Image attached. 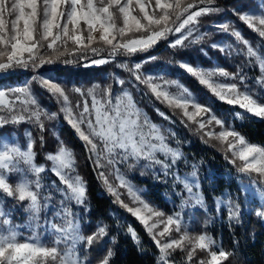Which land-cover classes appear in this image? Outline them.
I'll return each instance as SVG.
<instances>
[{
    "label": "snow or ice",
    "instance_id": "obj_1",
    "mask_svg": "<svg viewBox=\"0 0 264 264\" xmlns=\"http://www.w3.org/2000/svg\"><path fill=\"white\" fill-rule=\"evenodd\" d=\"M214 3L215 0H0V74L29 68L38 72L45 65L61 61L65 56L87 59L91 54L101 57L92 59V64L104 65L117 56L131 57L138 52H147L158 42L168 40L170 35L176 36L169 41L170 47H186V42L194 44L205 38L206 33L198 31L199 19L220 11L218 7H213ZM198 5L203 7L192 10ZM233 13L247 28L264 38V13L245 12L242 8H234ZM218 27L221 32L233 36L236 43L212 46L228 51L230 55L243 56L247 66L255 63L260 72L255 77V85L264 89V55L260 53L259 45L254 47L231 23H222ZM95 33H99L98 38ZM129 33L147 35L126 38ZM94 43L102 46L94 47ZM101 53H107V57H102ZM62 62L73 61L64 59ZM179 66L195 77L217 100L264 118V95L249 85L251 77L243 72L244 64L238 66L236 72H229L223 67L193 66L187 62H180ZM117 67L129 71L135 81L145 85L159 102L181 109L184 117L198 124V130H205L211 125L219 126L221 130L218 133L206 131L204 134L226 142L227 151L234 158L231 162L235 164L236 159L242 162L238 172L249 176L256 173L261 178L260 183L264 184V146L248 142L234 127L218 117L210 105L201 103L178 80L144 75L139 62L131 67L127 62L120 63ZM32 80L61 104L60 111L83 142L90 154L89 159L96 169L107 170V174L99 171V176L108 192L152 236L159 250L157 264H175L171 257L176 249H187L184 264H222L232 255L206 233L191 236L184 225L182 212H174L164 218L165 213L142 200L120 172L119 165H127L129 169L140 166L146 170L159 165L167 174L181 159V152L170 144L175 133L151 121L147 113L137 106L132 92L124 87L125 80L116 77V88L112 83L87 90L76 87L73 91L83 99L75 105L56 78L35 75ZM4 110H7L6 115ZM156 111L168 119L165 113L159 109ZM56 115L40 105L28 84L0 90V128L9 123L27 121L36 124L43 132L42 117L53 119ZM234 115L240 117L241 113ZM197 117L201 119L197 121ZM34 143L30 133L26 146L9 143L6 138L0 137V193L19 203L26 202L25 211L29 214L31 230V235L21 242L19 225L12 224L0 202V264H111L115 253L106 244H115V237L109 236V226L99 222L95 230L86 235L81 227L83 217L72 210L73 205L86 209L87 188L83 177L76 172L72 151L62 142L55 153L46 156L52 162L50 171L60 182L59 185L53 182L50 187L60 195L54 217L61 222L58 224L55 219L47 218L41 222V212L48 209L53 193L42 182L41 174L46 168L35 163ZM12 173H20L21 178L15 183L10 182ZM110 175L119 181L117 185L109 180ZM176 180L183 184L188 194L186 199L182 198L181 208L189 204L203 206V195L193 192V188L198 187L195 171L190 181L178 175ZM252 183L256 185L255 194L264 199V188H260L256 181ZM119 188H126L132 203L140 206L130 207L125 203ZM239 210V204L234 205L229 210V219L238 218ZM256 215L264 218V210H258ZM153 217L164 219L150 223ZM160 224L164 225L163 230L154 232ZM173 231L180 233L179 238L162 240L166 236L171 237ZM129 232L138 242L135 231L129 228ZM45 233L51 239H44ZM97 245L100 247L97 248ZM197 249L206 252V257L194 260ZM93 252L94 256L91 255Z\"/></svg>",
    "mask_w": 264,
    "mask_h": 264
},
{
    "label": "trees",
    "instance_id": "obj_2",
    "mask_svg": "<svg viewBox=\"0 0 264 264\" xmlns=\"http://www.w3.org/2000/svg\"><path fill=\"white\" fill-rule=\"evenodd\" d=\"M249 2L251 0H224L220 2V6L231 12L233 6H236L237 9L241 8V5L246 6ZM230 12L229 14L233 17L234 14ZM240 27L251 44L254 47L259 45V51L264 55V38L259 37L257 33L248 29L245 24H240ZM230 39L232 40L231 42L236 43L233 37ZM200 50V48L193 49L192 51L171 48L164 44L146 55L129 61L128 64L131 67L134 62L154 55L155 59L147 60L143 63L141 71H164L167 76L179 79L191 89L203 104L210 105L217 113V116L226 121L227 125L234 127L250 142L264 146V119L257 118L238 107L230 106L217 100L204 86L199 84L195 77L182 69L179 64L186 60L190 63H199L208 67L212 65L213 60H216L217 63L221 62L220 65L225 67L229 72H236L237 67L244 64L243 72L251 77L248 83L253 85L252 87L255 85V77L259 76L258 66L254 64L247 66L243 56L230 55L228 51L223 57L221 50H210L208 48L209 55H212V58H208L209 56H205ZM121 69L116 64H113L93 68L62 66L52 69L46 68L41 72L44 75L56 78L59 82H63L66 89L72 86L79 88L87 87L91 85L90 83L93 84V82H100L101 84L114 83L116 77L125 79L126 83L124 87H127L132 92L135 102L144 108L155 122L169 124V126L177 128V132L180 134V141L173 145L180 147L184 155L191 162L198 165L202 192L208 206V211H200L198 215L200 219L196 220L194 225L195 227L197 226V230L201 226H204L209 234L213 235L215 240L217 239L221 242L224 250L232 253L222 264H264V218L256 215L258 210H264V200L259 202L255 198L249 197V194H244L241 190V184L252 186L254 185L253 181H256V184L264 186V184L260 183L261 178L254 174L249 176L239 173L237 168L242 165L239 161L235 160V164H233L231 162L233 158L228 152L203 139L190 126L183 124L184 122L181 119L177 120V118H174V120L168 123L160 117L156 109L165 110L168 114L170 113V109L159 102L145 85L136 83L129 71ZM31 75L32 77L34 76L33 71L32 73H17L6 78H0V86L7 85L8 83H22L29 80ZM128 75L129 77L127 78ZM32 87L37 88V97L42 101V104L50 107L54 113H57V121L60 123V125L57 124L58 131L65 138L66 143L81 152L83 169L85 170L84 180L87 188L86 209L83 208L82 210V228L84 234L87 235L94 231L97 223L103 222L109 226V236L115 237V244H106L107 247L113 248L115 253L111 264H157L159 250L143 224L124 207H121L116 201V197L106 190V186L99 176L98 169H96L93 161L89 159L90 154L83 142L72 131L70 126L64 122V116L58 110V105L56 106L50 102L51 95L45 90H39L38 83L35 80L32 81ZM74 95L73 102L78 100V95L76 93ZM237 112L241 113L240 117L234 115ZM48 124L44 123L42 135L44 136L43 139L46 138V140L43 142H41V137L38 134L41 131L32 128L38 163H42L43 150L48 151V149L52 150L55 147V143H48L47 138H51L48 130L50 128L47 127L50 124ZM12 131V128L7 129V131L1 129L0 135L9 134ZM138 182L145 186L148 185L150 198H155L154 193L159 191L158 188L150 186L148 181L138 180ZM223 196L228 198L230 208L239 204L238 218L229 219V215H225L227 212L221 214V216L218 215L215 209L216 199ZM0 201L9 212L12 224L23 227L28 220L25 211L26 204L15 202L3 193H0ZM200 221H202V224ZM129 228L133 229L137 234L138 242L128 235ZM96 247L99 248L100 246L97 245ZM91 255L94 256L95 253L93 252Z\"/></svg>",
    "mask_w": 264,
    "mask_h": 264
},
{
    "label": "rangeland",
    "instance_id": "obj_3",
    "mask_svg": "<svg viewBox=\"0 0 264 264\" xmlns=\"http://www.w3.org/2000/svg\"><path fill=\"white\" fill-rule=\"evenodd\" d=\"M221 1H224V0H215V3L213 5V7H218L220 9L219 12L205 15V16H203V17H201L199 19L198 31H199V33H206L205 38L202 41H200L198 43H194V44L186 42L187 46L186 47H182L181 49L191 50L192 51L193 49L200 48L201 49L200 51L205 56L207 55V56H209L208 58H212V55H209L210 53L208 52V48L210 50H214V49H219L220 50L219 47L214 48L212 46L213 44L224 45V46H227L229 44H233L234 45V43L231 42L232 40L230 39L233 36H231V35H229L227 33L221 32L219 27H218L220 24L226 23V22L231 23L236 29H238L242 33V35H243V37L245 39H248L243 34V32L241 30V27H240V24H244V23L241 22L236 15H233V17H232V15L229 14L230 11H227L226 9H223L220 6V2ZM188 2H192V0H188ZM199 7H203V5H198L197 8L192 9V10H198ZM237 7H239V6H237ZM234 8L236 9V6H233V8L231 9L230 13H233V9ZM241 8L245 12H253V13H256V14L264 13V0H251V2H249L246 6H242L241 5ZM241 8L239 7L237 9H241ZM94 35H96L97 38H98L99 33H95ZM141 35H147V33H135V34L129 33V34L126 35V38H138ZM177 35H179V34H177ZM175 38H176V36H171L170 35L168 40H162V41L158 42L155 46L150 48L147 52H138V53H136L135 55H133L131 57L122 56V55L121 56H117L111 62L106 63L104 65L108 66V65H113V64L118 65L120 63H125V62L128 63L129 61H132V60H134L136 58H139L140 56L146 55L147 53L157 49L161 45L165 44V45L169 46V41L174 40ZM92 46L99 47V46H102V45L94 43ZM240 47H243V45H240ZM226 52L227 51H222L223 57H224V55H226ZM101 56L102 57H107V53H101ZM152 57H154V55ZM97 58H101V57L92 56L91 54H89V57L87 59L76 58L74 56H65V57L61 58V61H58V62H56L54 64H51V65H45L44 67L39 69L38 72H34L31 68H29L27 70L16 69V70L10 71L8 73L0 74V78H6V77H8L10 75H15L17 73L18 74H22V73H26V72H31L32 73V71H33L34 76L35 75L48 76V75H44V73H42L44 71L43 69H46V68L47 69L59 68V67H62V66H73L75 68H86V67H88V68L92 67L93 68V67H102V66H104V65H94V64L91 63L92 59H97ZM64 59L72 60L73 62L66 64V63L62 62ZM147 60H149V59L146 58V59H143L141 61L134 62V63H138L139 62L143 66V63L146 62ZM184 62L190 63L189 61H186V60ZM220 63L221 62L217 63L216 60H213L212 65H210L208 67H205V66H203V65H201L199 63H190V64L193 65V66H201V67H204V68L223 67V66L220 65ZM253 64L255 65V63H253ZM223 68H225V67H223ZM142 73L144 75L151 74L153 76H163V78L165 80H178L180 83H182L179 79H175V78L167 76L164 73V71H158V72H152V71L144 72V71H142ZM112 75H114V74H112ZM258 75H260V72L258 73ZM117 76H118V74H117ZM128 77H129V75L127 76V78ZM123 80H125V79H123ZM32 81L33 80H32V75H31L29 80H26V81H24L22 83L18 82V83H8L7 85L6 84L1 85L0 86V90L7 91L9 88H11L13 86H23L25 84H28L29 87L31 88L33 94L36 96V98H37L38 102L40 103V105L44 109H46L47 112L54 113L53 110L50 107L42 104V101H40V99L37 97L38 90H37V88L32 87ZM111 83L113 84L114 88L117 87L115 85V83H113V82H111ZM136 83H137V81H136ZM61 84L64 86L63 82H61ZM90 84L91 85H88L87 87H81V89L87 90L88 88L94 87L96 85H99L101 88H103L104 86H106L109 83L101 84L100 82H93V84L92 83H90ZM249 85L251 87L253 86L251 84H249ZM74 88H76V87L72 86V87H68V89L65 88L67 94L69 95V99H70V101H71V103L73 105H75L78 101H82V99H83L82 97L79 96V94H77L76 92L73 91ZM125 88H127V87H125ZM253 88H255L258 92H260L262 95H264V89H259L256 85H254ZM38 89L39 90L42 89L43 91L45 90V89L40 87L39 83H38ZM189 90L191 91V89H189ZM172 91H175V89H172ZM75 93H76V95H78V97H77L78 100L73 102V99L75 97V95H74ZM191 93L197 98V96L192 91H191ZM89 101H90V98H89ZM50 102H52L56 106L58 105L57 106L58 110L61 109V104L58 103V101H57V99L55 97L50 96ZM163 105H165L166 108L170 109V113L169 114L165 110H161L160 109V112L165 113V115L168 117V119H165L161 115H159V116L162 117L163 119H165L168 123L170 121L174 120V118H177V120L181 119L184 122L183 124H187L188 126H190L191 129L196 134L201 136L203 139L208 140L210 143L214 144L216 147H219L220 149L228 152L232 156V153L227 151V143L226 142H222L219 139H216L214 137H209V136L204 134L206 131H214V132L218 133L221 130L219 126L211 125V126H208V128H206L205 130H198V124L193 122V121H189L187 119V117H184L182 115V110L181 109L170 108L164 103H163ZM137 106L139 108L143 109L146 112V110L144 108L140 107L138 104H137ZM189 111H192V110L189 109ZM213 112L217 115V113L214 110H213ZM3 114L6 115L7 114V110H4ZM62 114L64 116V113H62ZM147 115L149 116V118L151 119V121L153 123L160 125L162 128H166V129L170 128L175 133L174 138H171V140H170V144H171L172 147L178 148V150L181 152V159L176 161V163L167 171V174H165V171L159 165L155 166L154 169H152V170H146V169H144V168H142L140 166H136L134 168L129 169L127 167V165H119L120 172L124 174L125 178L131 184V186L135 190H137V192H138V194H139V196H140V198L142 200L148 202L155 209L165 213V217L164 218H166L167 215H170V214H173L174 212L180 211V212H182V218H183V221H184V225L189 229V232H190L191 236H196V235H199V234L206 233L207 235L213 237V235H210L209 232L207 231V229L204 228V226H201V228L199 230H197V226L195 227V225H194L196 220L198 221L200 219V218H198V215L200 214V211H202V210L203 211H208V206L206 205L205 198H204L203 206H199V205L191 206V204H189V205H186L183 208H181L182 198L186 199L188 194H187L186 191H184L183 184L176 180V176L178 175L181 178H187L190 181L192 179V173L195 171L196 177H197L198 187L193 188V192H199V193H201L203 195L201 179H200L201 176H200V171L198 169V165L196 163L191 162L184 155V153L182 152L180 147H177V146L173 145V144H176V142L178 143L180 141L179 140L180 139V134L177 132V128L169 126V124H160L158 122H155L148 113H147ZM57 118H58V115H56V117L53 118V119H47V118L42 117L43 123H45V124L49 123L50 124V125L48 124L49 126H47V127L50 128L48 130H49V136H51V138L48 137L47 139H48V143L49 144L55 143L54 149H52V150L48 149V151L47 150H43L42 151V154H43V158L41 157L43 159L42 163H38L37 162V151L35 149V145H36L35 143H34V146H33V151L36 154L35 155V163L37 165H41L42 164L46 168V171L41 174L42 182H43V184L45 186H48L49 190H51L52 193H53V199L49 203L48 209L41 212V222H43V220L47 218V219H55V222L59 224L61 221L58 218L54 217V213L57 210V208L59 207L58 202L60 200V195H59V193H56L54 188H51L50 186L53 185V182H55L56 185H59L60 182H59L58 178L50 171V169L52 167V162L48 161L46 159V156H47L48 153H55L59 149V147L61 145V142H62L63 145L66 148H68V149H70L72 151V153H73V155L75 157L76 172L81 177H83V179L85 178V170L83 169L84 167H83V160L81 159V152H79L78 149L73 148L72 146L68 145L66 143V141H65V138L62 137L60 132L58 131V125L57 124L60 125V123L57 121ZM257 118H259V117H257ZM63 119H64V122L67 123L65 118H63ZM196 119L198 121L201 118L197 117ZM260 119H264V118H260ZM35 125L36 124L31 123V122H27V121L21 122V123H17V124L9 123V124L5 125L3 128H0V130L3 129L4 131H7V129H11L12 128L13 131L11 133H9V134L5 133L3 135H0V137L6 138L9 143H17V144H19L21 146H26L27 142L29 140V133L31 134V139L34 140V134H32V128L34 130H38L39 129V127L35 126ZM70 128L75 133V131L73 130V128L71 126H70ZM16 131H18V132H16ZM33 133H34V131H33ZM38 134H39V137H44L42 135V132H39ZM229 139L232 140V138H229ZM44 140H46V138H44L43 141ZM247 141L250 142L249 140H247ZM171 142H174V143H171ZM233 143H235L234 140H233ZM250 143H253V142H250ZM253 144H257V143H253ZM258 146H260V145H258ZM232 158H233V156H232ZM236 160L239 161V159H236ZM239 162H240V164H242L241 161H239ZM21 167H25V165L21 164ZM98 171H105L106 174H107V170L106 169H98ZM253 174L259 176L256 173H253ZM20 178H21L20 177V173H12L11 176H10V182L15 183ZM108 178H109L110 181L113 182L114 185H117L119 183V181L115 180L114 175H110ZM138 180L148 181L150 186H154L155 188L159 189L158 192L154 193L155 198H152V199L150 198V195H149L150 189L147 187L148 185H146V186L142 185V183H139ZM257 185H259V184H257ZM259 187L264 188V186H261V185H259ZM255 188H256V185L250 186V185L241 184V190L243 191L244 194H249V197H253L259 202L264 200V199L260 198L259 196H257L255 194V191H254ZM106 190H107V187H106ZM118 190H119L120 193H122L121 199H123L124 202L127 203L130 207H139L140 206L139 204H133L132 203V199L130 198L126 188H119ZM203 197H204V195H203ZM13 200L15 202H17L15 199H13ZM86 201H87V197H86ZM24 204H26V202H24ZM3 208H4V211L9 214V212L5 209L4 205H3ZM215 209L218 212L219 216H221V214H223L225 212H227V213H225V215L226 214L229 215V210L231 208H230V203L228 201V198L225 197V196L217 198L216 199ZM72 210H73L74 213L77 214V216H82L83 207L73 205ZM26 214H27V217H28L27 218L28 219L27 222L24 224L23 227H19V232L21 233V237H20L21 242L23 241L24 237L31 235V230L29 228V214L27 212H26ZM164 218H155V217H153V220H151L150 223L154 222L156 219H164ZM200 222L202 224V221H200ZM81 227H82V221H81ZM163 227H164V225L160 224L156 229H154V232L162 231ZM144 228H145V226H144ZM145 230H146V228H145ZM40 231L43 232V229H40ZM82 231H83V228H82ZM128 235L132 237L130 232L128 233ZM179 235H180V233H176L175 231H173L172 234H171V237H167L166 236V237L162 238V240L167 241L170 238H179ZM150 237L152 238L151 235H150ZM43 238L46 239V240H49V239H51V236L48 235L47 233H45ZM215 241L217 242V245L222 247L221 242L219 240L216 239ZM187 247H190V245H188ZM217 250H219V249H217ZM186 255H187V249L185 251H181L180 249H176V251L173 252L171 259L174 260L175 264H184V261L186 259ZM206 255H207L206 252H201L199 249H197L196 256L194 257V260L198 261L199 259H203V258L206 257ZM223 262H225V261H223Z\"/></svg>",
    "mask_w": 264,
    "mask_h": 264
}]
</instances>
